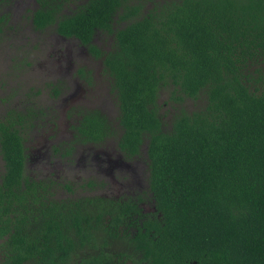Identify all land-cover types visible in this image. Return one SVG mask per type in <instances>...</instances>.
<instances>
[{
	"label": "trees",
	"instance_id": "1",
	"mask_svg": "<svg viewBox=\"0 0 264 264\" xmlns=\"http://www.w3.org/2000/svg\"><path fill=\"white\" fill-rule=\"evenodd\" d=\"M37 2L36 29L55 26L103 58L119 147L132 158L147 143L154 210L142 197L56 198L27 173L28 117L11 109L0 117V264H264V0ZM99 31L114 35L111 50L94 44ZM188 98L205 103L189 111ZM114 133L88 111L76 141Z\"/></svg>",
	"mask_w": 264,
	"mask_h": 264
},
{
	"label": "rangeland",
	"instance_id": "2",
	"mask_svg": "<svg viewBox=\"0 0 264 264\" xmlns=\"http://www.w3.org/2000/svg\"><path fill=\"white\" fill-rule=\"evenodd\" d=\"M85 1L75 0L70 8ZM37 8V0H0V117L11 109L28 117L27 173L48 181L58 199L142 197L145 213L151 212L148 146L132 158L120 150V107L103 58L78 39L61 36L55 26L36 29L32 15ZM94 44L107 52L115 45L114 35L99 31ZM158 102L170 129L176 103L169 88ZM204 103L188 98L183 105L193 111ZM93 110L106 116L115 133L101 143L75 141L83 115ZM125 244L119 240L114 248L124 252Z\"/></svg>",
	"mask_w": 264,
	"mask_h": 264
},
{
	"label": "flooded vegetation",
	"instance_id": "3",
	"mask_svg": "<svg viewBox=\"0 0 264 264\" xmlns=\"http://www.w3.org/2000/svg\"><path fill=\"white\" fill-rule=\"evenodd\" d=\"M77 140V137L75 136V141ZM120 148V147H119ZM120 150H121V148H120ZM122 151V150H121ZM123 152V151H122ZM26 153H27V150H26ZM137 156H139V155H137ZM137 156H135V157H137Z\"/></svg>",
	"mask_w": 264,
	"mask_h": 264
}]
</instances>
